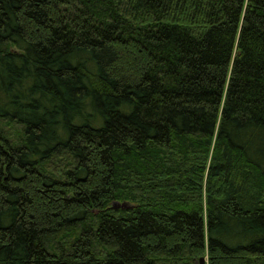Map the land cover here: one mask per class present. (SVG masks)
I'll list each match as a JSON object with an SVG mask.
<instances>
[{
  "label": "trees",
  "instance_id": "16d2710c",
  "mask_svg": "<svg viewBox=\"0 0 264 264\" xmlns=\"http://www.w3.org/2000/svg\"><path fill=\"white\" fill-rule=\"evenodd\" d=\"M201 258L264 264V0H0V264Z\"/></svg>",
  "mask_w": 264,
  "mask_h": 264
},
{
  "label": "water",
  "instance_id": "95a60500",
  "mask_svg": "<svg viewBox=\"0 0 264 264\" xmlns=\"http://www.w3.org/2000/svg\"><path fill=\"white\" fill-rule=\"evenodd\" d=\"M115 207L126 208L127 207V204H125V203L120 204V205L119 204H116ZM198 264H205L204 259H202V258L199 259Z\"/></svg>",
  "mask_w": 264,
  "mask_h": 264
}]
</instances>
